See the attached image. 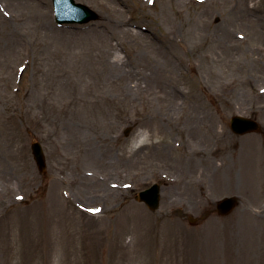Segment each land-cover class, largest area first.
<instances>
[{
  "label": "rangeland",
  "instance_id": "374dc122",
  "mask_svg": "<svg viewBox=\"0 0 264 264\" xmlns=\"http://www.w3.org/2000/svg\"><path fill=\"white\" fill-rule=\"evenodd\" d=\"M76 1L0 0V264H264V0Z\"/></svg>",
  "mask_w": 264,
  "mask_h": 264
},
{
  "label": "water",
  "instance_id": "95a60500",
  "mask_svg": "<svg viewBox=\"0 0 264 264\" xmlns=\"http://www.w3.org/2000/svg\"><path fill=\"white\" fill-rule=\"evenodd\" d=\"M58 13V21L60 22H85L93 18H97V14L82 4H75L74 0H55ZM232 128L239 134L256 131L259 129L257 122L242 118L234 117L231 122ZM35 159L41 170L46 167L44 151L39 142L32 144ZM139 200L146 201L150 208L155 210L159 206L160 194L159 187L154 186L140 193ZM238 204V199L235 196L227 197L218 203V210L221 214H229Z\"/></svg>",
  "mask_w": 264,
  "mask_h": 264
},
{
  "label": "clouds",
  "instance_id": "9594fccd",
  "mask_svg": "<svg viewBox=\"0 0 264 264\" xmlns=\"http://www.w3.org/2000/svg\"><path fill=\"white\" fill-rule=\"evenodd\" d=\"M183 90V89H182ZM153 142H155L154 141V139L150 136V134H149V138L146 140V141H144V142H141L140 144H138L137 146H136V148L138 149L139 147H143V146H145V143H147V144H151V143H153ZM129 155H131V151L129 152Z\"/></svg>",
  "mask_w": 264,
  "mask_h": 264
},
{
  "label": "snow or ice",
  "instance_id": "6c2138e0",
  "mask_svg": "<svg viewBox=\"0 0 264 264\" xmlns=\"http://www.w3.org/2000/svg\"><path fill=\"white\" fill-rule=\"evenodd\" d=\"M96 211H99L98 209Z\"/></svg>",
  "mask_w": 264,
  "mask_h": 264
},
{
  "label": "bare ground",
  "instance_id": "6f19581e",
  "mask_svg": "<svg viewBox=\"0 0 264 264\" xmlns=\"http://www.w3.org/2000/svg\"><path fill=\"white\" fill-rule=\"evenodd\" d=\"M108 47V46H107ZM107 50H108V48H107Z\"/></svg>",
  "mask_w": 264,
  "mask_h": 264
}]
</instances>
